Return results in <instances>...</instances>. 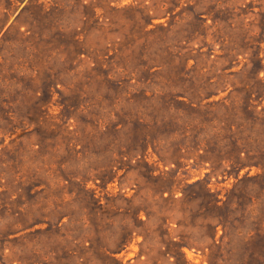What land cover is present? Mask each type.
<instances>
[{
  "label": "rangeland",
  "instance_id": "374dc122",
  "mask_svg": "<svg viewBox=\"0 0 264 264\" xmlns=\"http://www.w3.org/2000/svg\"><path fill=\"white\" fill-rule=\"evenodd\" d=\"M0 264H264V0H0Z\"/></svg>",
  "mask_w": 264,
  "mask_h": 264
}]
</instances>
